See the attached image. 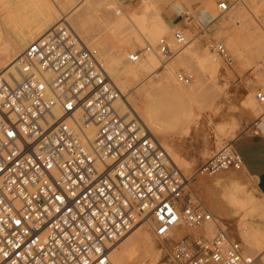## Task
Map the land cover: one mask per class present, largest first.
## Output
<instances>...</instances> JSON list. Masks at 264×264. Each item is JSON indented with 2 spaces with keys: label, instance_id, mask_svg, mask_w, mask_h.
Segmentation results:
<instances>
[{
  "label": "built area",
  "instance_id": "2783aa9c",
  "mask_svg": "<svg viewBox=\"0 0 264 264\" xmlns=\"http://www.w3.org/2000/svg\"><path fill=\"white\" fill-rule=\"evenodd\" d=\"M217 9L226 14L233 5L222 1ZM173 42L187 43L182 29L128 61L139 63L151 51L172 59ZM210 47L234 65L223 42ZM17 65V76L0 70V264H114L113 248L141 225L173 264H260V255L245 252L189 197L191 179L139 115L121 112L122 92L98 48L57 26ZM176 78L189 86L194 75L180 71ZM256 99L264 106V90ZM242 167L229 144L196 177Z\"/></svg>",
  "mask_w": 264,
  "mask_h": 264
},
{
  "label": "rangeland",
  "instance_id": "374dc122",
  "mask_svg": "<svg viewBox=\"0 0 264 264\" xmlns=\"http://www.w3.org/2000/svg\"><path fill=\"white\" fill-rule=\"evenodd\" d=\"M74 1V7L83 5V10H86L85 6L89 5L85 1L93 5L86 17L89 20L88 30L93 36L96 34L102 35V24L99 25L96 20V15L99 16L103 13L97 9V4L101 0ZM156 1L158 15L172 30V33L166 37L170 38L175 29H182L187 36L188 43L194 46V52L197 55H204L207 50L211 51L219 58L221 69L220 73L217 74V79L211 77L210 74L204 77L206 85L194 98L184 101H170L171 88L169 86L172 85L175 90L188 87L178 82L176 78L178 72L193 74L194 80L191 85L203 79L196 71L194 61L190 60L189 57L178 61L179 48L173 44L175 57L172 60L163 61L156 52L158 56V76L155 75L152 80H145L147 73H141L139 78L129 79L130 85L128 88L131 104L139 111L143 108L146 95L151 93L154 96L152 101L160 115L158 121L163 131L168 133L154 135L157 136L160 142L167 139L171 149L188 164V167L183 169L178 167L186 177H191V188L188 185L187 193L193 201L197 199L211 211V203L214 197H220V184H230L231 177H234L241 186L243 185L242 187H245L249 195L256 197L251 180L242 174L241 170L222 171L203 179L196 177V172L237 137L254 130L264 117V106H261L256 99V93L259 90H264V79L259 82L256 77L259 72L264 74V0ZM222 1L231 3L233 9L226 14H220L217 5ZM65 4V0H0V51L11 45L17 37L16 35L24 34L26 30L32 29V26L34 28L33 24L35 22L37 25V21H41L40 13H42L44 6L54 9L56 6H64ZM122 5L127 11H134L138 14L142 12L143 8V4L140 3L124 2ZM178 6L183 10L182 12L176 9ZM35 8L36 10H34ZM71 8L68 9L70 10L69 15L73 11ZM153 19L154 17L151 18V21ZM80 36L82 37V35ZM82 38L85 41L87 39L85 36ZM123 38L124 35L115 37L107 32L101 40L110 49L118 51L123 58L125 57L121 59V65L126 64V60H128L131 53L143 51L147 43L155 46L159 40L147 35L145 38H141V42L134 43L129 47ZM230 41L233 42V48L238 54L229 46ZM213 42H223L227 46L234 59L232 67H228L223 58L218 56L210 47ZM88 45L92 46L91 42ZM99 51L103 55V51L101 49ZM146 58L147 55L139 63L133 64L139 67L141 62L146 61ZM175 61L176 63H174ZM171 63H174V74L172 76L170 75L171 69L168 67ZM163 82L166 84L161 85ZM186 115H192L197 122L192 121L189 124H182V121L187 119ZM185 171L187 174L184 173ZM236 215H238V219L233 222L225 220L222 216H216V218L220 220L219 223L223 228L228 227L238 242H242L240 247L245 252H249L244 241L246 235L239 230V226L242 225L240 224L242 216L237 213ZM145 228L146 230L149 229L147 226ZM252 229L256 228L252 227ZM148 232L152 234L150 230ZM238 232L240 237L237 236ZM155 244L157 250L151 256L152 258L144 257L146 260L142 256L144 246L139 248L140 262L136 264H154L157 261V264H173L167 258H163L156 241ZM260 257L262 260L261 255Z\"/></svg>",
  "mask_w": 264,
  "mask_h": 264
},
{
  "label": "bare ground",
  "instance_id": "6f19581e",
  "mask_svg": "<svg viewBox=\"0 0 264 264\" xmlns=\"http://www.w3.org/2000/svg\"><path fill=\"white\" fill-rule=\"evenodd\" d=\"M65 1L66 4L64 6H56L54 9L49 6H44L42 8V13H40V16L42 17H40L41 21H37V25L35 22L33 24L34 28L33 26H30L32 29H28V31L26 30L24 34L21 33L16 35L17 37L14 39L12 44L6 46L4 49H2V51H0V70L5 69L7 70V74H13L14 76H17L18 60L24 53L26 48L34 41L38 40L46 33H48L52 28L68 25L79 35H82V37L85 36V38H87L86 41L88 43L91 42L92 46H96L98 49H101L103 51L102 57L105 61V64L107 65L106 70L109 74V77L114 83L116 82L115 84L119 86V89L122 92V98L118 102L121 112L128 118H130L131 113L136 112L141 120L143 119L142 121L144 125L150 131H152L153 134L159 135L161 133H166L165 131H163V128L158 121L160 115L157 112L155 104L152 101V98H154V96L151 93H148V95H146L143 103V108H139V111L136 110L129 99L130 95L128 86L130 85V78H139V75L141 73H147L145 80H152L155 75L158 76V56L156 52H147L145 54L147 55L146 61L141 62L139 67L136 64L128 62V60H126L127 62L125 65H121V59L123 58V56L120 55L118 51L110 49L107 44L102 43L101 41L105 36V33L110 32L115 37L124 35V42L128 44L127 46L131 47L134 43L141 42V38H145V36L147 35H151L156 40L170 35L172 33L171 28L157 13L158 2L156 0H145L142 3V12L138 14L134 11H127L119 0H101V2L97 4V9L99 12L101 11L103 13L99 16L96 15V20L99 25L102 24V35L96 34L93 36L88 30L87 24L89 20L86 19L88 11L93 8V5L85 1L86 4L89 5H86L84 2L83 4L84 6L86 5V10H83V5L74 7V0ZM70 8L73 9V11L72 14L70 13L69 15L70 10L68 9ZM176 9L179 12L183 11L179 6ZM34 10H36V8ZM152 17H154V19L151 21ZM170 38H172V36ZM83 40L85 41V39ZM173 44L175 47L179 48L178 61L182 60L183 58L189 57L190 60L194 61L195 69L198 74L203 77V79L197 81L194 85H189L188 87H184L179 90L173 89L172 85L169 86L171 88L169 93L170 101H184L187 99H192L206 85V80L204 79V77L207 74H210L214 79L218 78L217 74L220 73L221 69L220 60L214 53L209 50H207L204 55H197V53L194 52V46L190 45L188 41L184 46H178L174 42ZM229 46L236 54H238L234 50L235 48H233L234 44L232 41L229 42ZM168 60L170 59H167V61ZM163 61L166 60L163 59ZM174 63H176V61ZM173 64L171 63L168 66L171 69V76L174 74ZM263 75V72H259L258 76H256L259 82L264 79V77H262ZM164 84L166 83H161V85ZM186 118L187 119H184V121L181 120L182 124H189L192 121L197 122V120H195L192 115H186ZM161 144L167 150L171 160L177 167L179 166L181 169L188 167V164L185 163L177 155V153L171 149L167 139L163 140ZM184 173H186V171ZM189 178L191 179V177ZM230 182V184L225 183L226 185L220 184L219 195L222 200L226 201V203H228L236 211L237 214H242V219L244 220V222L239 226V230L242 234L246 235L244 241L246 243L245 245L247 247V250L249 251L248 253H252L255 256L263 254L262 256H264V230L261 228H256L254 229V231L252 229L253 226L248 222V219L251 216L253 217V214L257 212V207L259 208V206L261 205L257 204V198L249 195V193H247V191L245 190V187L243 188V185L241 186V184H239V182L234 177H231ZM188 185L190 187L191 180L189 181ZM260 210L264 213V209ZM260 217H262V215ZM149 230L150 229L146 230L145 225H141L136 228L131 234H129L124 240H122L115 248H113L111 252V259L113 263L136 264L137 262H140L139 248H143L142 246H144V251L142 250L144 252L142 255L143 259H145L144 257L153 256L154 252L157 250V246L153 239V235L148 232Z\"/></svg>",
  "mask_w": 264,
  "mask_h": 264
},
{
  "label": "crops",
  "instance_id": "0c3cea01",
  "mask_svg": "<svg viewBox=\"0 0 264 264\" xmlns=\"http://www.w3.org/2000/svg\"><path fill=\"white\" fill-rule=\"evenodd\" d=\"M231 144L242 158L243 167L241 172L251 180L258 202L257 204L261 205L259 208L257 207V212L253 214V217L251 216L248 219V222L253 227L264 230V213L260 210L264 209V117L254 130L240 135ZM225 203L226 201L222 200L221 197H214L211 203V212L213 215L215 217L222 216L225 220L230 222L237 220L238 215H236V211L228 203ZM261 215L262 217H260ZM243 222L244 220L241 218L240 224ZM263 257L264 256H262V260H260V264H264ZM157 263L158 261L155 264Z\"/></svg>",
  "mask_w": 264,
  "mask_h": 264
}]
</instances>
